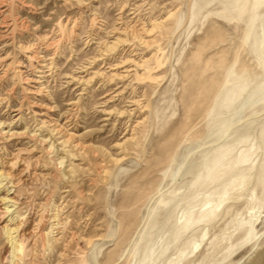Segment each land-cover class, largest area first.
<instances>
[{
  "label": "rangeland",
  "instance_id": "1",
  "mask_svg": "<svg viewBox=\"0 0 264 264\" xmlns=\"http://www.w3.org/2000/svg\"><path fill=\"white\" fill-rule=\"evenodd\" d=\"M0 2V264H264V0Z\"/></svg>",
  "mask_w": 264,
  "mask_h": 264
},
{
  "label": "bare ground",
  "instance_id": "2",
  "mask_svg": "<svg viewBox=\"0 0 264 264\" xmlns=\"http://www.w3.org/2000/svg\"><path fill=\"white\" fill-rule=\"evenodd\" d=\"M1 3V2H0ZM2 8V7H1ZM7 28H8V24L6 23V21H2L1 22V24H0V40L2 39V38H4L5 37V34H6V30H7ZM149 34V33H148ZM43 41V40H42ZM52 43V42H51ZM50 43V44H51ZM49 45V44H48ZM33 54V53H32ZM33 56V55H32ZM38 90V89H37ZM3 123V122H2ZM0 124H1V122H0ZM64 127V126H63ZM57 128V127H56ZM59 129V128H58ZM10 131H1V133H2V135H4V134H7V135H9V136H11L13 133L11 132V133H9ZM16 133V132H15ZM21 133V132H20ZM17 134V133H16ZM71 136V135H70ZM73 136V135H72ZM69 139V138H68ZM68 142V141H67ZM64 144V143H63ZM62 144V145H63ZM78 144V143H77ZM80 144V143H79ZM75 145V144H74ZM80 146V145H79ZM4 150V149H3ZM8 151V150H7ZM10 154V153H9ZM4 155V154H3ZM2 158V157H1ZM5 159V158H4ZM7 159V158H6ZM21 159H22V157H21ZM245 159V158H244ZM243 159V160H244ZM2 160V159H1ZM39 160H40V158H39ZM13 161V158H11V159H7V165L6 166H9V164L11 163ZM19 161V160H18ZM118 161V160H117ZM2 162V161H1ZM24 162H26V161H24ZM23 162H21V164H22ZM37 163V162H36ZM58 164H61V162H59ZM18 165H20V164H18ZM22 166H23V164H22ZM41 166V165H40ZM5 167V166H4ZM4 170V169H3ZM6 171V170H5ZM10 171V170H9ZM40 174V173H39ZM11 177L12 178V183L14 184L15 183V185L16 184H24V185H27L31 180H33L34 178H36L37 177V173H34L33 174V176L32 177H29V175H27L26 174V172H25V169H24V166L23 167H21V168H18L17 169V171L15 172V173H13V174H10L8 171L7 172H2L1 173V178H7V177ZM31 176V175H30ZM42 180V179H41ZM0 186H1V179H0ZM36 186V185H35ZM28 188V187H27ZM24 189H25V187H24ZM29 191V190H28ZM163 197H164V195H163ZM11 200H13L12 198H8V197H1L0 198V208L1 209H3V210H6L7 211V206L5 205V203L6 202H8V201H11ZM204 204V203H203ZM211 204V203H210ZM2 205H4V206H2ZM157 205V204H156ZM206 206H208V205H206ZM204 207V206H203ZM206 207H204L203 209V213L200 215V217L198 218V220H201L202 218H205V217H207V216H209L210 214H211V212H212V210L211 209H205ZM200 210H202V209H200ZM192 219H191V212L190 213H188L187 215H186V224L187 223H189L190 221H191ZM5 224V223H4ZM20 224V223H19ZM12 226V225H11ZM28 227V226H27ZM2 228L6 231V233H7V236H8V243L10 244V247L13 245V242L15 243V240H14V236H12V234H13V232H14V230L15 229H17V228H12V229H8L7 228V226H2ZM28 232V231H27ZM30 233V232H29ZM28 233V234H29ZM25 237L27 236V235H24ZM25 240V239H24ZM8 244V245H9ZM16 245V244H15ZM17 248V247H16ZM9 250V249H8ZM243 260V259H242Z\"/></svg>",
  "mask_w": 264,
  "mask_h": 264
}]
</instances>
